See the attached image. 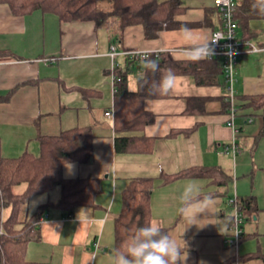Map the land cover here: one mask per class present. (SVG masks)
Returning a JSON list of instances; mask_svg holds the SVG:
<instances>
[{
    "label": "crops",
    "instance_id": "obj_1",
    "mask_svg": "<svg viewBox=\"0 0 264 264\" xmlns=\"http://www.w3.org/2000/svg\"><path fill=\"white\" fill-rule=\"evenodd\" d=\"M181 1L176 19L190 24L188 27L165 29L158 38L147 39L143 26L134 25L121 32L116 43L108 29L97 28L92 21H61L56 14L42 10L16 15L8 3H0V160L26 151L39 154L40 134L56 135L92 125V160L66 163L63 174L68 179L102 181L96 207L79 206L72 216L58 208L43 214L41 240L29 243L28 260L113 264L114 222L121 211L122 191L131 178L150 177L155 178L152 222L169 228L187 255L185 264H264L260 257H245L258 248L264 253V139L253 149L263 118L239 114L235 121L240 128V152L235 158L224 153L234 136L224 86L198 85L190 75H175L174 89L167 97L144 102L156 119L140 133L154 138L153 150L115 151L113 118L106 114L114 103L111 46L116 45L120 52L118 65L138 71L136 57L121 54L123 51H170L177 59H191L222 26L214 0ZM250 27L258 32L252 43L259 49L237 59L236 96L264 94V19L252 20ZM136 86L137 81L130 89ZM189 98L205 99L200 106L203 110L188 112ZM194 166H220L230 173L233 182L228 194L221 193L211 178H180L167 184L160 179L162 173ZM189 184L196 190L182 202L180 196ZM206 193L210 196L196 199ZM235 193L253 196L251 208L244 211V237L237 252L229 241V199ZM48 199L42 198L35 209ZM10 211L3 209V218Z\"/></svg>",
    "mask_w": 264,
    "mask_h": 264
},
{
    "label": "trees",
    "instance_id": "obj_2",
    "mask_svg": "<svg viewBox=\"0 0 264 264\" xmlns=\"http://www.w3.org/2000/svg\"><path fill=\"white\" fill-rule=\"evenodd\" d=\"M0 3H8L16 15L42 10L56 14L61 21H92L97 28L110 31L113 43L121 40V32L134 25L143 26L147 39L158 38L165 29L190 25L176 19L182 10L181 0H0ZM253 3H260V0H235L234 9L239 37L249 42L258 36V32L250 27V22L264 19V14L253 8ZM133 57L137 59L135 61L140 73L135 90L130 89L129 68L117 64L112 71L117 78L111 109L114 111V146L118 153H149L153 150L154 138L140 132L156 119L153 112L145 109V100L169 95L151 91L153 83L160 80L163 70L171 69L175 75H190L198 85L227 86L221 57L177 59L170 51L150 52L149 57L156 60L161 69L155 74L141 66L143 56ZM83 92L84 95L89 93ZM204 102L205 99L189 98L188 112L202 111L200 106ZM225 102L229 111L230 103L227 100ZM236 110L237 116L242 114L247 118H263V126L253 142V149H256L264 138V94L236 96ZM94 137L92 125L65 129L56 135L40 134L39 154L26 151L18 157L1 158L0 264H48L30 261L26 257L29 243L41 240L40 219L43 214L58 208L67 216H72L79 206H97L96 197L102 192L100 178L68 179L63 174L66 163H88L92 160ZM180 178H211L223 194H228L233 182V176L220 166H194L174 174L160 175L163 184ZM154 184L155 178L135 177L129 180L122 191L121 211L114 222L115 255L126 253L137 229L152 222L151 197ZM43 194L49 199L32 211V198ZM209 196L207 193L199 194L196 199ZM238 202L244 215V211L252 206L253 196H238ZM5 208L11 210L7 218H3L2 213ZM161 228L169 233V228ZM245 257H260L264 261V253L259 248Z\"/></svg>",
    "mask_w": 264,
    "mask_h": 264
},
{
    "label": "built area",
    "instance_id": "obj_3",
    "mask_svg": "<svg viewBox=\"0 0 264 264\" xmlns=\"http://www.w3.org/2000/svg\"><path fill=\"white\" fill-rule=\"evenodd\" d=\"M214 5L218 8L221 13L222 26L219 29L213 31L209 47L213 49L214 55L208 58L221 57L223 62L224 74L226 76L227 86L225 97L230 103L229 119L228 123L233 128V140L229 145L224 147V153H231L233 157L240 152L238 143V135L240 132L239 126L236 124L237 110H236V91L235 81L237 72V59L239 55L258 51V47L247 40H242L238 34V22L234 17L235 0H214ZM196 51V50H195ZM120 54L116 45H112L110 49V56L112 58V71L114 66L117 65L116 58ZM121 54L131 56H144L149 54L148 52H142L139 50L123 51ZM113 81H116L115 74L112 73ZM107 116L114 118L113 109L106 112ZM229 205L232 209V220H231V232L232 237L230 238V244L238 250L239 244L244 237V216L240 204L238 202V195L235 193L229 199ZM45 217L42 216L40 221Z\"/></svg>",
    "mask_w": 264,
    "mask_h": 264
},
{
    "label": "clouds",
    "instance_id": "obj_4",
    "mask_svg": "<svg viewBox=\"0 0 264 264\" xmlns=\"http://www.w3.org/2000/svg\"><path fill=\"white\" fill-rule=\"evenodd\" d=\"M252 6L254 9H258L260 14H264V0H260V3H253ZM212 55H214V51L207 42L205 46L195 51L192 58L199 60ZM141 66L153 74L161 71L159 63L151 59L149 54L143 56ZM175 81L176 76L172 70L165 69L160 80L153 83L151 91L167 94L174 89ZM195 190L194 185H187L180 196V200L182 202L188 201ZM186 260L187 255H183L174 235L163 231L161 226L153 221L147 226L137 229L126 253H117L114 256L113 264H185Z\"/></svg>",
    "mask_w": 264,
    "mask_h": 264
},
{
    "label": "rangeland",
    "instance_id": "obj_5",
    "mask_svg": "<svg viewBox=\"0 0 264 264\" xmlns=\"http://www.w3.org/2000/svg\"><path fill=\"white\" fill-rule=\"evenodd\" d=\"M139 75H140L139 71H137V69H135V68H133L132 70L129 71V84H130L131 87L136 84V81H137ZM45 196H47V195L43 194V195H37V196L32 198L31 203H30V208H31L32 211L35 210V207H36L37 203L42 198H44Z\"/></svg>",
    "mask_w": 264,
    "mask_h": 264
}]
</instances>
